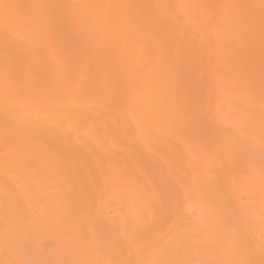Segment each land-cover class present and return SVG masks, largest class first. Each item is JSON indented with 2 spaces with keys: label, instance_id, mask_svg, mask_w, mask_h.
Returning a JSON list of instances; mask_svg holds the SVG:
<instances>
[{
  "label": "bare ground",
  "instance_id": "1",
  "mask_svg": "<svg viewBox=\"0 0 264 264\" xmlns=\"http://www.w3.org/2000/svg\"><path fill=\"white\" fill-rule=\"evenodd\" d=\"M0 264H264V0H0Z\"/></svg>",
  "mask_w": 264,
  "mask_h": 264
}]
</instances>
